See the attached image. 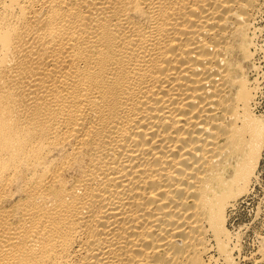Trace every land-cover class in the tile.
<instances>
[{
    "label": "bare ground",
    "instance_id": "6f19581e",
    "mask_svg": "<svg viewBox=\"0 0 264 264\" xmlns=\"http://www.w3.org/2000/svg\"><path fill=\"white\" fill-rule=\"evenodd\" d=\"M260 1L0 0V264L231 263Z\"/></svg>",
    "mask_w": 264,
    "mask_h": 264
},
{
    "label": "rangeland",
    "instance_id": "374dc122",
    "mask_svg": "<svg viewBox=\"0 0 264 264\" xmlns=\"http://www.w3.org/2000/svg\"><path fill=\"white\" fill-rule=\"evenodd\" d=\"M256 8L248 32L252 38L248 47L251 63L245 62V68L250 84L257 88L254 114L264 124V0ZM258 160L249 188L237 196L227 211L225 227L232 235L231 263H226L211 248L205 258L208 264H264V137Z\"/></svg>",
    "mask_w": 264,
    "mask_h": 264
}]
</instances>
